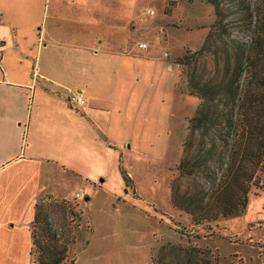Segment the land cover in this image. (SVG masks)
Segmentation results:
<instances>
[{
	"label": "crops",
	"instance_id": "crops-1",
	"mask_svg": "<svg viewBox=\"0 0 264 264\" xmlns=\"http://www.w3.org/2000/svg\"><path fill=\"white\" fill-rule=\"evenodd\" d=\"M182 1L0 0V264H31L41 194L70 196L54 189L53 164L106 186L127 145L138 150L148 134L150 96L157 117L176 96L195 98L179 91L175 58L209 29L194 45L183 41L208 23L195 0H184L194 15L182 21ZM71 92L86 97L84 112L70 108ZM252 242L241 259L264 264V242Z\"/></svg>",
	"mask_w": 264,
	"mask_h": 264
},
{
	"label": "rangeland",
	"instance_id": "rangeland-1",
	"mask_svg": "<svg viewBox=\"0 0 264 264\" xmlns=\"http://www.w3.org/2000/svg\"><path fill=\"white\" fill-rule=\"evenodd\" d=\"M207 1L210 0H195V15L199 16L200 25L201 21L208 25H201L191 32L185 30L187 35L182 39L188 44L194 45L196 35L208 29L210 32L215 17L213 6ZM228 2L225 5L229 4L232 21L237 23L241 20V12L244 13L240 3L244 0ZM189 8L183 0L177 10L184 22L194 15ZM165 9L169 10L168 7ZM156 16L155 12V16L149 17ZM241 35L243 40L248 39L246 34H237L233 38L238 36L241 40ZM201 44L196 48H185L175 58V64L181 71L179 91L182 94L189 93L183 72L193 67L178 65L177 60L186 50L194 53ZM212 58L207 55L196 65L198 74L205 78L210 76ZM175 74L176 71L170 75L175 78ZM171 77L166 78L165 91ZM167 93L165 101H168ZM150 97L148 124L144 125L148 127V134L144 135L138 150H128L127 145L125 162H118L115 176L111 175L108 185L96 187L97 182L92 183L81 174L74 175L71 165H64L62 169L60 164H53L54 189L70 196L59 199L43 193L37 200V206L43 209L44 216L56 232L60 249L65 248L62 264H245L241 259V252L245 251L242 244L250 239L254 241L251 245L261 246L263 244L256 241L264 242V190L249 197L243 214L220 219L205 228L194 227L188 216L171 207L169 183L177 176L176 167L182 156L189 120L200 101L196 97L176 96L171 106L166 104L164 112L162 107L157 111L160 113L157 117L156 105ZM122 172L123 178L127 176L129 179L124 185H121ZM76 189L84 195L80 203L73 201L78 193ZM33 230L36 239L42 242L44 237L40 226ZM34 252L31 264H40L42 254L37 249Z\"/></svg>",
	"mask_w": 264,
	"mask_h": 264
},
{
	"label": "trees",
	"instance_id": "trees-1",
	"mask_svg": "<svg viewBox=\"0 0 264 264\" xmlns=\"http://www.w3.org/2000/svg\"><path fill=\"white\" fill-rule=\"evenodd\" d=\"M228 1H207L215 17L209 34L197 51L186 50L177 60L193 67L183 73L200 104L169 183V202L198 228L243 214L249 197L264 190V0L240 2L244 13L237 23ZM237 34L248 39L233 38ZM207 55L213 70L205 78L196 65ZM37 225L46 244L34 235L32 256L37 249L40 264H62L65 248L36 205L33 228Z\"/></svg>",
	"mask_w": 264,
	"mask_h": 264
},
{
	"label": "built area",
	"instance_id": "built-area-1",
	"mask_svg": "<svg viewBox=\"0 0 264 264\" xmlns=\"http://www.w3.org/2000/svg\"><path fill=\"white\" fill-rule=\"evenodd\" d=\"M148 10L146 11L147 16H154L155 15V12H154V14H152ZM145 47L146 46L144 44L138 45L139 49H145ZM0 61H1V48H0ZM67 100H68L70 108L77 113L84 112L87 108V105H88L86 97L80 92H71L68 95ZM83 199H84V195L82 193L78 192L74 195L73 201L75 203H80V201H82ZM33 264H35V262Z\"/></svg>",
	"mask_w": 264,
	"mask_h": 264
},
{
	"label": "clouds",
	"instance_id": "clouds-1",
	"mask_svg": "<svg viewBox=\"0 0 264 264\" xmlns=\"http://www.w3.org/2000/svg\"><path fill=\"white\" fill-rule=\"evenodd\" d=\"M148 11H149L150 13L154 14V10L149 9Z\"/></svg>",
	"mask_w": 264,
	"mask_h": 264
}]
</instances>
